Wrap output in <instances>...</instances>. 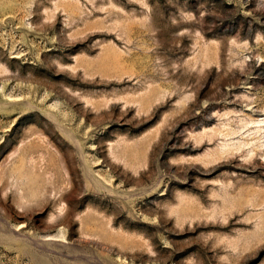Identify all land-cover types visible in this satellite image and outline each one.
Instances as JSON below:
<instances>
[{"label":"rangeland","instance_id":"rangeland-1","mask_svg":"<svg viewBox=\"0 0 264 264\" xmlns=\"http://www.w3.org/2000/svg\"><path fill=\"white\" fill-rule=\"evenodd\" d=\"M263 118L264 0H0V264H264Z\"/></svg>","mask_w":264,"mask_h":264},{"label":"bare ground","instance_id":"bare-ground-1","mask_svg":"<svg viewBox=\"0 0 264 264\" xmlns=\"http://www.w3.org/2000/svg\"><path fill=\"white\" fill-rule=\"evenodd\" d=\"M254 124V130L250 131V129H247L246 131H244V133L246 134V136H249L251 134H255L258 133L259 134V139L257 141V145L256 148H258V151L262 150V148L264 147V118L263 119H257L255 121L252 122ZM246 126V125H244ZM28 138V137H27ZM21 143V142H20ZM251 142L245 141L243 142V146H248ZM253 144V143H252ZM251 144V145H252ZM242 145V144H241ZM241 145H239L238 147H240ZM241 148V147H240ZM250 148V147H249ZM28 150V149H27ZM251 151H253V149H251ZM23 153V152H22ZM30 159V158H29ZM29 161V160H28ZM28 169V168H27ZM21 170V167H20ZM27 172V171H26ZM50 173V172H49ZM23 176H25V174L23 173V171H21V173L19 174V178L22 179ZM23 204H19L18 207L19 208H23ZM6 215V214H5Z\"/></svg>","mask_w":264,"mask_h":264}]
</instances>
